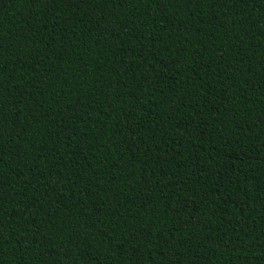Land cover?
<instances>
[{"label": "trees", "instance_id": "obj_1", "mask_svg": "<svg viewBox=\"0 0 264 264\" xmlns=\"http://www.w3.org/2000/svg\"><path fill=\"white\" fill-rule=\"evenodd\" d=\"M0 264H264V0H0Z\"/></svg>", "mask_w": 264, "mask_h": 264}]
</instances>
